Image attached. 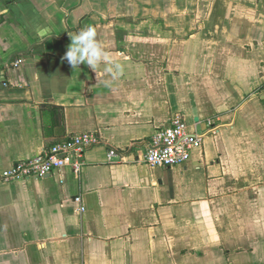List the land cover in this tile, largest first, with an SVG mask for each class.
<instances>
[{
	"label": "crops",
	"instance_id": "crops-1",
	"mask_svg": "<svg viewBox=\"0 0 264 264\" xmlns=\"http://www.w3.org/2000/svg\"><path fill=\"white\" fill-rule=\"evenodd\" d=\"M87 27L96 74L63 59ZM177 113L202 145L138 162ZM82 133L79 175L0 178V264H264V0H0V174Z\"/></svg>",
	"mask_w": 264,
	"mask_h": 264
},
{
	"label": "built area",
	"instance_id": "built-area-1",
	"mask_svg": "<svg viewBox=\"0 0 264 264\" xmlns=\"http://www.w3.org/2000/svg\"><path fill=\"white\" fill-rule=\"evenodd\" d=\"M206 125L210 128L211 122L208 121ZM203 138V134L188 130L181 114H174L166 126L154 132L137 161L150 168L168 169L184 166L189 161L191 152L202 145ZM99 144V138L93 133L76 134L64 143L6 168L1 172L0 178L3 181L42 179L67 164L77 176L83 166V156L86 151ZM118 156L119 154L114 150L108 152V158Z\"/></svg>",
	"mask_w": 264,
	"mask_h": 264
},
{
	"label": "clouds",
	"instance_id": "clouds-1",
	"mask_svg": "<svg viewBox=\"0 0 264 264\" xmlns=\"http://www.w3.org/2000/svg\"><path fill=\"white\" fill-rule=\"evenodd\" d=\"M71 43L63 57L69 66L75 70L80 65H87L95 74L101 65H111L113 62L102 44L96 38V31L93 27H87L73 34L68 33ZM106 71L115 76L112 68L106 67ZM117 71L119 69L117 68Z\"/></svg>",
	"mask_w": 264,
	"mask_h": 264
},
{
	"label": "trees",
	"instance_id": "trees-1",
	"mask_svg": "<svg viewBox=\"0 0 264 264\" xmlns=\"http://www.w3.org/2000/svg\"><path fill=\"white\" fill-rule=\"evenodd\" d=\"M42 55V52H39ZM40 121L43 136L45 139L53 137L56 134L60 137L64 134V109L59 106L51 104H43L40 110ZM66 140L62 139L57 142L51 143L49 149L57 144L64 143Z\"/></svg>",
	"mask_w": 264,
	"mask_h": 264
}]
</instances>
